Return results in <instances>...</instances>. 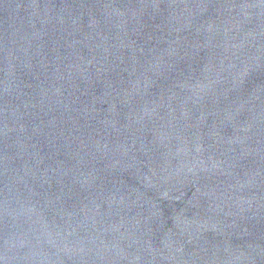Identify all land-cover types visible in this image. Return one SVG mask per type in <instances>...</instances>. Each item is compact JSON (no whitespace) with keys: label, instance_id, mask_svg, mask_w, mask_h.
<instances>
[{"label":"water","instance_id":"95a60500","mask_svg":"<svg viewBox=\"0 0 264 264\" xmlns=\"http://www.w3.org/2000/svg\"><path fill=\"white\" fill-rule=\"evenodd\" d=\"M0 264H264V0H0Z\"/></svg>","mask_w":264,"mask_h":264}]
</instances>
